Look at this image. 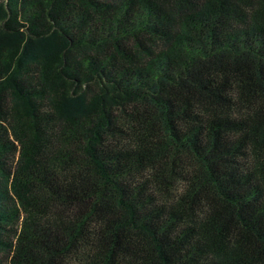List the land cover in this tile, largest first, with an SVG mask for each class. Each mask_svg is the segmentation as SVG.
Wrapping results in <instances>:
<instances>
[{
  "label": "trees",
  "instance_id": "16d2710c",
  "mask_svg": "<svg viewBox=\"0 0 264 264\" xmlns=\"http://www.w3.org/2000/svg\"><path fill=\"white\" fill-rule=\"evenodd\" d=\"M0 264H264V0H1Z\"/></svg>",
  "mask_w": 264,
  "mask_h": 264
},
{
  "label": "water",
  "instance_id": "95a60500",
  "mask_svg": "<svg viewBox=\"0 0 264 264\" xmlns=\"http://www.w3.org/2000/svg\"><path fill=\"white\" fill-rule=\"evenodd\" d=\"M1 1V0H0Z\"/></svg>",
  "mask_w": 264,
  "mask_h": 264
}]
</instances>
